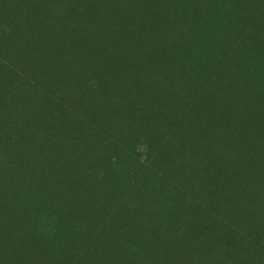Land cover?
<instances>
[{"label":"trees","instance_id":"1","mask_svg":"<svg viewBox=\"0 0 264 264\" xmlns=\"http://www.w3.org/2000/svg\"><path fill=\"white\" fill-rule=\"evenodd\" d=\"M0 264H264V0H0Z\"/></svg>","mask_w":264,"mask_h":264}]
</instances>
